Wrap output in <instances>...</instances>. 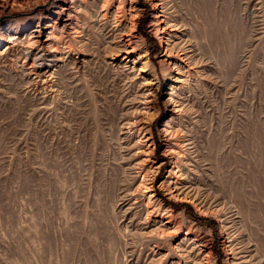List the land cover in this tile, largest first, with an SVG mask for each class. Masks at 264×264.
I'll use <instances>...</instances> for the list:
<instances>
[{"label": "rangeland", "instance_id": "1", "mask_svg": "<svg viewBox=\"0 0 264 264\" xmlns=\"http://www.w3.org/2000/svg\"><path fill=\"white\" fill-rule=\"evenodd\" d=\"M1 1L0 264H264V0Z\"/></svg>", "mask_w": 264, "mask_h": 264}, {"label": "bare ground", "instance_id": "2", "mask_svg": "<svg viewBox=\"0 0 264 264\" xmlns=\"http://www.w3.org/2000/svg\"><path fill=\"white\" fill-rule=\"evenodd\" d=\"M64 1H66L68 4H69V6L66 8L65 6H63V7H65V8H63V12H67V14H66V16L67 17H72V14H71V7H72V5L73 4H71L72 3V0H64ZM3 4H6L7 2H8V0H2L1 1ZM108 0H102V3H101V5H100V9H99V11H98V14L97 15H100L101 17H105L106 15H107V13H108ZM151 3H152V6L154 7V27H155V29H156V31H161V33H162V39L163 40H165V41H167L168 42V35H169V33L170 32H172L171 30H169V24L167 23V17H166V14H165V11H164V9H163V1L162 0H151ZM110 7V6H109ZM120 7V6H119ZM118 8V7H117ZM115 9H116V7H115ZM130 9H131V7H130ZM130 9H128V10H130ZM118 10V9H117ZM97 12V11H96ZM114 14H116V13H114ZM96 16V15H95ZM131 16V15H130ZM122 18V17H121ZM65 19V18H64ZM116 22V21H115ZM118 22V21H117ZM164 34L166 35L167 34V36L166 37H164ZM7 39H9V38H7ZM28 40V39H27ZM119 42H121L120 43V45H121V48L124 50V51H128V48H129V38H121V40H119ZM170 46H169V43H166L165 42V51L166 52H169L170 51V48H169ZM172 49V48H171ZM186 50V49H185ZM188 50V49H187ZM179 51V50H178ZM168 54V53H167ZM169 54H170V52H169ZM176 56V55H175ZM186 56H187V52L186 51H184L183 52V54H182V57L181 56H178L179 58L178 59H184V58H186ZM177 59V58H176ZM175 58H173V57H171L170 55H169V57L167 58V59H165L166 60V62H167V64L169 65V66H171L172 68H176V70L177 69H179V67H180V65H182L181 63H180V61H178V60H176ZM184 66V65H183ZM182 70V69H181ZM188 70V69H187ZM183 71V70H182ZM186 72V71H185ZM184 75V74H183ZM186 75V74H185ZM174 103V102H173ZM174 105V104H173ZM143 178L141 179V183L139 184V186H138V188L142 185V183H143ZM175 186V185H174ZM173 189V188H172ZM171 189V190H172ZM172 192V191H171ZM179 193V192H178ZM172 195H174V193L172 194ZM175 198H176V196H175ZM163 224V223H162ZM130 229V228H129ZM145 238V237H144ZM152 248V247H151Z\"/></svg>", "mask_w": 264, "mask_h": 264}]
</instances>
